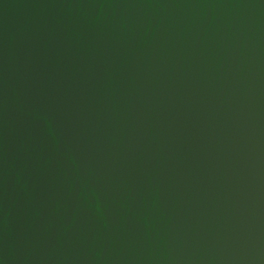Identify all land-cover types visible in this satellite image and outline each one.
<instances>
[{
	"label": "water",
	"instance_id": "obj_1",
	"mask_svg": "<svg viewBox=\"0 0 264 264\" xmlns=\"http://www.w3.org/2000/svg\"><path fill=\"white\" fill-rule=\"evenodd\" d=\"M0 264H264V0H0Z\"/></svg>",
	"mask_w": 264,
	"mask_h": 264
}]
</instances>
